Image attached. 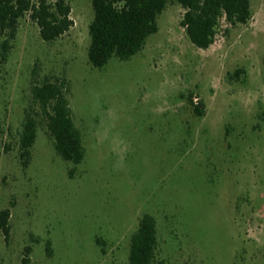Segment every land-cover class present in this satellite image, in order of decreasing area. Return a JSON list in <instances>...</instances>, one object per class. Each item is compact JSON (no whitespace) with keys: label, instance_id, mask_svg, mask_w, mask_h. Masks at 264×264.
Instances as JSON below:
<instances>
[{"label":"rangeland","instance_id":"1","mask_svg":"<svg viewBox=\"0 0 264 264\" xmlns=\"http://www.w3.org/2000/svg\"><path fill=\"white\" fill-rule=\"evenodd\" d=\"M68 1L67 34L46 42L26 17L0 56V210H12L0 264H23L27 245L30 264H129L145 214L158 227L153 264H264V0L247 24L222 19L208 49L170 1L143 50L103 68L88 55L92 0ZM35 67L69 80L78 166L42 122L21 156Z\"/></svg>","mask_w":264,"mask_h":264},{"label":"trees","instance_id":"2","mask_svg":"<svg viewBox=\"0 0 264 264\" xmlns=\"http://www.w3.org/2000/svg\"><path fill=\"white\" fill-rule=\"evenodd\" d=\"M170 1H177L184 8L182 24L191 41L201 49L215 43L222 19L237 25L247 24L253 16L251 0H92L94 19L88 53L92 66L103 68L113 57L128 60L140 53L148 38L159 31V16ZM72 10L68 0H0V56H8L22 19L29 17L38 25L43 40L53 42L74 26ZM32 78L31 102L20 140L21 156L28 164L42 122L62 157L80 165L86 150L73 116L69 80L66 76H46L41 80L38 67ZM196 111L202 114L201 108ZM11 216V207L0 210V234L7 242L12 236ZM158 242L156 218L145 214L132 237L129 264H153ZM32 252L33 246L27 245L23 264L31 263Z\"/></svg>","mask_w":264,"mask_h":264}]
</instances>
